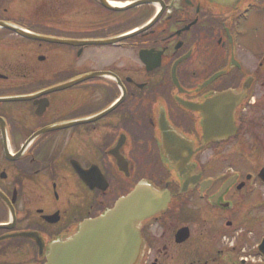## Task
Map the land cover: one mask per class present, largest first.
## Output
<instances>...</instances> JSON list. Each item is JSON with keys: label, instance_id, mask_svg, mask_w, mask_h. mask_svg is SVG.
I'll use <instances>...</instances> for the list:
<instances>
[{"label": "flooded vegetation", "instance_id": "af4514ba", "mask_svg": "<svg viewBox=\"0 0 264 264\" xmlns=\"http://www.w3.org/2000/svg\"><path fill=\"white\" fill-rule=\"evenodd\" d=\"M247 1L0 0V264H46L144 182L170 203L144 223L141 264H232L236 251L234 264H259L232 220L264 188L251 155L264 154V54L239 51ZM232 91L238 134L198 152L204 117L188 107L231 93L232 108ZM166 121L195 145L184 177L163 151ZM235 144L252 173L234 169Z\"/></svg>", "mask_w": 264, "mask_h": 264}, {"label": "water", "instance_id": "95a60500", "mask_svg": "<svg viewBox=\"0 0 264 264\" xmlns=\"http://www.w3.org/2000/svg\"><path fill=\"white\" fill-rule=\"evenodd\" d=\"M210 1L221 6L233 7L241 0ZM40 39L56 42L49 38ZM226 98V95L221 97L224 100L219 108H214L212 104L204 108L203 112L207 117L205 120L207 139L210 136L224 139L230 137L231 130L227 128L218 132L217 126L220 124L221 128H224L230 124L227 119L229 115L226 113L231 109L232 116L228 118H232V136L236 133L235 103L232 102V108L228 107L230 99ZM206 145L208 144H203L201 149ZM185 166V163H179L176 168L181 172ZM260 178L264 181V169ZM146 188L143 185L121 199L113 209L101 217L82 224L73 236L52 244L47 254V264H140L144 250V241L141 237L142 223L159 213L169 202L167 197L164 201V196L156 190ZM226 189L227 187L224 191ZM23 236L39 242L35 235ZM40 245L43 250V245ZM261 250L264 251V243Z\"/></svg>", "mask_w": 264, "mask_h": 264}, {"label": "rangeland", "instance_id": "374dc122", "mask_svg": "<svg viewBox=\"0 0 264 264\" xmlns=\"http://www.w3.org/2000/svg\"><path fill=\"white\" fill-rule=\"evenodd\" d=\"M251 2V0H250ZM239 32L241 35L239 36V51L241 52L242 56L247 55H259L260 57H263L264 54V4L261 1H258L255 5H253L251 8L246 10L243 13V21L241 22V26L239 29ZM234 146V144H232ZM235 150L236 153H239L240 157L238 156L236 159V163L234 166V169H244L246 170H252L256 166H252L250 163L246 162L242 164L241 168V161H244L243 158L247 155L249 156L245 150H247L246 147H243L241 144H235ZM253 152V150H252ZM252 157L255 159L256 156L259 159V166H262L264 164V154H261L258 150L256 153H251ZM255 162V160H253ZM239 168H237V166ZM232 200L233 195H232ZM245 206L240 207L237 209H234L232 212V220L234 219L235 222H240L244 220V223L247 225V227L250 228V232L252 235L248 236L243 244V246L247 247V250H251V252L248 254L249 257L251 256L254 260H259V253L256 249L257 244L261 242V240L264 238V188L257 187V191L254 192V195L251 197V199H245V202L243 203ZM247 211H251V216H247ZM234 212L236 214H234ZM236 215V218H235ZM244 218V219H243ZM245 232V230L243 229ZM234 237H236V233L233 235L232 242L234 240ZM239 240V239H238ZM244 256V253H240L239 251H236L234 254H232V264L238 263L239 259ZM222 264H230L229 259H224Z\"/></svg>", "mask_w": 264, "mask_h": 264}]
</instances>
